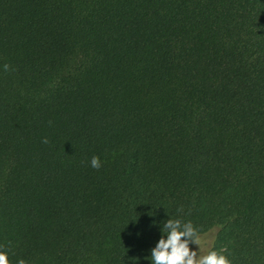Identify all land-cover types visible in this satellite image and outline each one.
<instances>
[{
  "label": "trees",
  "instance_id": "1",
  "mask_svg": "<svg viewBox=\"0 0 264 264\" xmlns=\"http://www.w3.org/2000/svg\"><path fill=\"white\" fill-rule=\"evenodd\" d=\"M166 219L264 264V0H0L8 264H151Z\"/></svg>",
  "mask_w": 264,
  "mask_h": 264
},
{
  "label": "clouds",
  "instance_id": "2",
  "mask_svg": "<svg viewBox=\"0 0 264 264\" xmlns=\"http://www.w3.org/2000/svg\"><path fill=\"white\" fill-rule=\"evenodd\" d=\"M6 71L8 66L3 65ZM42 142H47L42 141ZM89 166L98 169L101 162L98 157L92 156ZM162 230L166 235L161 236L150 250L151 264H230L222 252L210 250L206 255L197 257L196 250H190L189 244L201 243L200 236L191 222H181L179 219H166L163 222ZM161 233V227L159 229ZM0 264H8L7 257L0 252Z\"/></svg>",
  "mask_w": 264,
  "mask_h": 264
},
{
  "label": "rangeland",
  "instance_id": "3",
  "mask_svg": "<svg viewBox=\"0 0 264 264\" xmlns=\"http://www.w3.org/2000/svg\"><path fill=\"white\" fill-rule=\"evenodd\" d=\"M216 230L217 228H213L211 230L204 232L203 234H200L199 236L201 239V243L198 247L196 245H191L190 250H196L197 257L207 254V252L209 251V248L212 245Z\"/></svg>",
  "mask_w": 264,
  "mask_h": 264
}]
</instances>
